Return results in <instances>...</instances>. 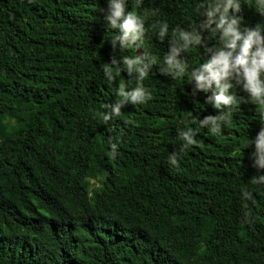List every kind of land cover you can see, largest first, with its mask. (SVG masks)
Here are the masks:
<instances>
[{
	"label": "trees",
	"instance_id": "1",
	"mask_svg": "<svg viewBox=\"0 0 264 264\" xmlns=\"http://www.w3.org/2000/svg\"><path fill=\"white\" fill-rule=\"evenodd\" d=\"M200 3L128 0L146 31L122 50L107 0H0V264H264V169L247 144L262 109L237 87L244 99L214 136L199 126L218 114L211 93L189 81L204 49L181 53L183 77L160 71L172 31L202 20ZM237 15L264 26L248 0ZM124 56L153 61L147 77L121 70L109 84L104 67L123 69ZM121 83L151 99L113 114ZM185 124L196 130L187 148Z\"/></svg>",
	"mask_w": 264,
	"mask_h": 264
},
{
	"label": "clouds",
	"instance_id": "2",
	"mask_svg": "<svg viewBox=\"0 0 264 264\" xmlns=\"http://www.w3.org/2000/svg\"><path fill=\"white\" fill-rule=\"evenodd\" d=\"M128 0H107V11L104 16L109 29L115 30L111 43L115 48L117 41L120 49L139 46L145 37V19L135 11L126 10ZM139 7L143 0H135ZM257 12L264 16V0H248ZM241 8V0H201L197 11L203 17L198 23H193L189 29L176 28L172 31L169 48L162 59L161 73L173 78L183 77L188 71L181 53L190 48L202 47L207 58L191 69L189 81L194 83L197 91L209 92L206 102L218 110L216 115H208L199 120V126L207 128L210 134L216 136L222 133L232 117L233 108L243 101L237 98L235 89L239 87L247 94V99L260 106L262 124H264V26L242 27V18L237 15ZM155 13H153L154 15ZM156 35L164 40L169 34L166 22L153 25ZM204 33H209L218 40V45L209 47L204 43ZM112 64L117 61L113 59ZM153 61L137 56L122 58L123 69L105 66L104 76L109 84L114 80V72L125 71L135 80L142 82L148 75ZM117 95L120 99L112 106V113L120 114V109L127 103L143 104L151 99V92L137 83L136 86L121 83ZM109 115L103 119L107 121ZM186 130L180 132L184 147L196 143L195 131L185 124ZM254 145L251 156L253 165L258 170L264 169V127H261L254 140L247 144ZM173 165L174 157L170 158ZM256 184H264V175L255 177ZM245 198H251L244 192Z\"/></svg>",
	"mask_w": 264,
	"mask_h": 264
}]
</instances>
